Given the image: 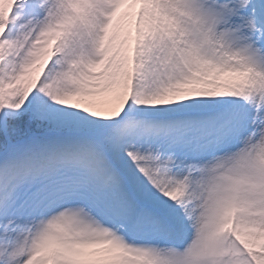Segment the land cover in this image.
<instances>
[{
    "label": "snow or ice",
    "instance_id": "snow-or-ice-1",
    "mask_svg": "<svg viewBox=\"0 0 264 264\" xmlns=\"http://www.w3.org/2000/svg\"><path fill=\"white\" fill-rule=\"evenodd\" d=\"M0 264H264V0H0Z\"/></svg>",
    "mask_w": 264,
    "mask_h": 264
}]
</instances>
